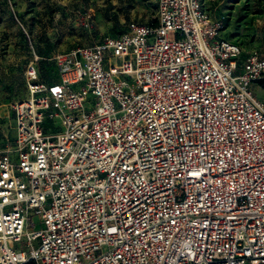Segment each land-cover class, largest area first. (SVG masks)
<instances>
[{
    "label": "built area",
    "instance_id": "built-area-1",
    "mask_svg": "<svg viewBox=\"0 0 264 264\" xmlns=\"http://www.w3.org/2000/svg\"><path fill=\"white\" fill-rule=\"evenodd\" d=\"M37 58L0 145V264H264V51L157 0L55 80Z\"/></svg>",
    "mask_w": 264,
    "mask_h": 264
},
{
    "label": "rangeland",
    "instance_id": "rangeland-1",
    "mask_svg": "<svg viewBox=\"0 0 264 264\" xmlns=\"http://www.w3.org/2000/svg\"><path fill=\"white\" fill-rule=\"evenodd\" d=\"M224 25V35L244 51H264V0H201ZM157 0H0V145L13 135L12 105L26 95L25 70L34 59L40 79L56 78L53 57L105 36H116L130 21L155 20ZM87 24V25H86ZM174 38V32H169ZM250 90L264 97L256 83ZM28 230L40 228L30 210Z\"/></svg>",
    "mask_w": 264,
    "mask_h": 264
},
{
    "label": "trees",
    "instance_id": "trees-1",
    "mask_svg": "<svg viewBox=\"0 0 264 264\" xmlns=\"http://www.w3.org/2000/svg\"><path fill=\"white\" fill-rule=\"evenodd\" d=\"M55 69V67H54ZM39 71V70H38ZM56 79V78H55ZM54 79V80H55ZM52 81V80H51ZM254 83H256L260 88L264 90V76L258 80H256Z\"/></svg>",
    "mask_w": 264,
    "mask_h": 264
}]
</instances>
